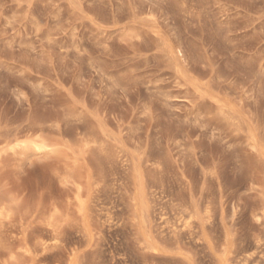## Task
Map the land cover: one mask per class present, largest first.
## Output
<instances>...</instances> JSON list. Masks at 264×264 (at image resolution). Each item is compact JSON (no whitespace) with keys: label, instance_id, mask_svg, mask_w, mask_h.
<instances>
[{"label":"rangeland","instance_id":"374dc122","mask_svg":"<svg viewBox=\"0 0 264 264\" xmlns=\"http://www.w3.org/2000/svg\"><path fill=\"white\" fill-rule=\"evenodd\" d=\"M15 137L0 264H264V0H0Z\"/></svg>","mask_w":264,"mask_h":264},{"label":"bare ground","instance_id":"6f19581e","mask_svg":"<svg viewBox=\"0 0 264 264\" xmlns=\"http://www.w3.org/2000/svg\"><path fill=\"white\" fill-rule=\"evenodd\" d=\"M39 132V131H38ZM41 132V131H40ZM21 135V134H20ZM55 141V140H54ZM56 143V142H55ZM0 144H3V146L2 147H0V154L2 153V152H6V151H12L13 153H14V155H12V156H15V155H19V156H23V155H27V154H29L30 152H35V154L36 155H38V158H39V155H43V156H45L44 154H49L50 152H52L53 154H54V150H48L49 149V145L48 144H46V142L44 141V140H40V139H29V140H26V141H24V140H20V139H18V138H14L12 141H10V140H2V141H0ZM55 145H57V144H55ZM59 148V147H58ZM80 151V150H79ZM75 154H76V152H75ZM3 155V154H2ZM34 156V155H33ZM40 156V157H41ZM53 156V155H52ZM58 157H59V155H57ZM56 156V157H57ZM36 157V156H35ZM47 157V156H46ZM57 157V158H58ZM15 158V157H14ZM35 159V158H34ZM42 158H40V160H41ZM45 159V158H44ZM60 159V158H59ZM30 160V159H29ZM47 160V159H46ZM51 160H52V158H51ZM5 161V160H4ZM36 161H37V159H36ZM35 161V162H36ZM43 161V160H42ZM63 161V160H62ZM53 162V161H52ZM4 163V162H3ZM55 163V162H54ZM57 163V162H56ZM67 165V164H66ZM44 166V165H43ZM51 166V165H50ZM62 166V165H61ZM50 168V167H49ZM58 168V167H57ZM74 168V167H73ZM48 169V168H47ZM53 169V168H52ZM61 169V168H60ZM75 169V168H74ZM58 170V169H57ZM78 172V171H77ZM77 172H76V175H77ZM73 174V173H72ZM57 175V174H56ZM75 175V176H76ZM73 176V175H72ZM93 176V175H92ZM95 177V176H94ZM71 178V177H70ZM75 178V177H74ZM83 178V177H82ZM106 178V177H105ZM75 180V179H74ZM73 180V181H74ZM84 180H85V178H84ZM88 180V179H87ZM99 181V180H98ZM138 181V180H137ZM72 182V181H71ZM75 182H76V180H75ZM74 182V183H75ZM70 183V182H69ZM139 183V182H138ZM72 184H73V182H72ZM71 184V185H72ZM74 185V184H73ZM83 185V184H82ZM140 185V184H139ZM142 186V185H141ZM74 187V186H73ZM82 187H84V186H82ZM81 187V188H82ZM89 187V186H88ZM87 186H85V188H88ZM76 187H74V189H75ZM80 187H77V192H76V196H77V199L78 200H80V199H82V197H81V194H83V192L85 193V191H86V189H84L85 191H83L82 189H81ZM88 190V189H87ZM90 190V189H89ZM139 190H141V189H139ZM143 190V189H142ZM142 190H141V192L140 193H142ZM81 191H83V192H81ZM87 192V191H86ZM89 192V191H88ZM88 192L86 193V194H88ZM90 194V193H89ZM75 195V194H74ZM142 194H140V197L138 198L139 199V202L140 201H142V196H141ZM90 196V195H89ZM94 196V195H93ZM1 198V197H0ZM87 199V198H86ZM75 201V200H74ZM93 201V200H92ZM7 202V201H6ZM75 202H77V200L75 201ZM58 204V203H57ZM79 204V205H78ZM53 205V204H52ZM55 205V204H54ZM76 205V204H75ZM74 205V206H75ZM77 205L79 206V208L77 209V211L78 212H80V219H79V222H80V224H77V225H73L72 224V222H70V221H68V220H66L67 222H65V223H67V225H68V227H70V228H72L73 229V231L75 230L77 233H79V234H82L83 236H86L90 231H89V227H90V224H89V216H88V213H87V206H86V203L85 202H83V200L82 201H80L79 203H77ZM77 205H76V207H77ZM138 205H142L141 204V202H140V204H138ZM146 205V204H145ZM1 206V205H0ZM142 207V206H141ZM143 208V207H142ZM110 209V208H109ZM141 209V208H140ZM259 210V209H258ZM143 211H144V209H143ZM203 211V210H202ZM207 211V210H206ZM260 211H262V216L264 217V207H262V210H260ZM57 212V211H56ZM68 213H70V212H68ZM76 213V212H75ZM146 213V212H145ZM202 213V212H201ZM73 215H74V213H72ZM71 214V215H72ZM21 215V214H20ZM146 215V214H145ZM255 215H257V214H255ZM77 215L75 214V217L73 216V218H77L76 217ZM258 216V215H257ZM56 218V217H55ZM72 218V217H71ZM79 218V217H78ZM206 218V217H205ZM2 219V218H1ZM23 219H24V217H23ZM74 219V220H75ZM134 219V218H133ZM137 219V218H136ZM15 220V219H14ZM70 220V219H69ZM8 222V221H7ZM13 222V221H12ZM61 222V221H60ZM78 222V223H79ZM1 220H0V226H2L1 225ZM62 223V222H61ZM64 222H63V224H65ZM138 224V223H137ZM6 225V224H5ZM50 227H52V228H54V224L53 223H49L48 224ZM56 226L57 227H59V224H57L56 223ZM60 227H61V225H60ZM59 227V228H60ZM26 228V227H25ZM29 228H31V227H29ZM28 228V229H29ZM61 229V228H60ZM65 229V228H64ZM71 229V230H72ZM20 230V229H19ZM36 230V229H35ZM66 230V229H65ZM70 230V231H71ZM3 231V230H2ZM58 231H59V229H58ZM57 231V232H58ZM62 233H63V231H62ZM30 234V233H29ZM20 235V234H19ZM27 235V234H26ZM25 235V236H26ZM17 236V235H16ZM28 236V235H27ZM24 237V236H23ZM23 237H22V239H23ZM30 238V237H29ZM28 238V239H29ZM34 238V237H33ZM57 238V237H56ZM21 239V240H22ZM26 239V238H25ZM147 239V238H146ZM23 241V240H22ZM28 241H30V240H28ZM140 242V241H139ZM28 243V242H27ZM145 245V244H144ZM149 245V244H148ZM148 248H149V246H148ZM238 249V248H237ZM225 252V251H224ZM238 253H239V251H237Z\"/></svg>","mask_w":264,"mask_h":264}]
</instances>
